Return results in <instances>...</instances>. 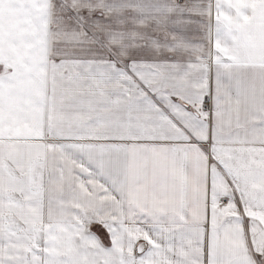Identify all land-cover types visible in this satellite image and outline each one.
Returning a JSON list of instances; mask_svg holds the SVG:
<instances>
[{"label": "snow or ice", "instance_id": "1", "mask_svg": "<svg viewBox=\"0 0 264 264\" xmlns=\"http://www.w3.org/2000/svg\"><path fill=\"white\" fill-rule=\"evenodd\" d=\"M0 264H264V0H0Z\"/></svg>", "mask_w": 264, "mask_h": 264}]
</instances>
